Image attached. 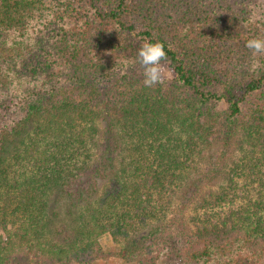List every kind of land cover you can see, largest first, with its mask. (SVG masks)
I'll return each mask as SVG.
<instances>
[{
    "label": "trees",
    "instance_id": "trees-1",
    "mask_svg": "<svg viewBox=\"0 0 264 264\" xmlns=\"http://www.w3.org/2000/svg\"><path fill=\"white\" fill-rule=\"evenodd\" d=\"M177 1L0 0V264H264V0Z\"/></svg>",
    "mask_w": 264,
    "mask_h": 264
},
{
    "label": "clouds",
    "instance_id": "clouds-1",
    "mask_svg": "<svg viewBox=\"0 0 264 264\" xmlns=\"http://www.w3.org/2000/svg\"><path fill=\"white\" fill-rule=\"evenodd\" d=\"M245 47L248 48L253 57L264 55V38L253 37L246 41ZM167 53L160 41L145 40L139 47L133 65L138 64L141 69L143 83L146 87H153L163 82L161 62L165 61ZM127 64V61L125 62ZM257 65L253 64L255 68Z\"/></svg>",
    "mask_w": 264,
    "mask_h": 264
},
{
    "label": "rangeland",
    "instance_id": "rangeland-1",
    "mask_svg": "<svg viewBox=\"0 0 264 264\" xmlns=\"http://www.w3.org/2000/svg\"><path fill=\"white\" fill-rule=\"evenodd\" d=\"M193 1L194 0H185V1L179 0V2L177 1L176 6H177V8L179 10H185L187 12V14H188L189 12L186 9V6H187L188 2L190 3V2H193ZM214 1L215 0H204L203 1V2H205L204 4H207L205 8H207L209 6L212 7L213 4H214L213 3ZM200 3H201V1L197 2V0H195V5H196L195 8H197V10H199V8L201 7V6H199ZM175 17L176 18H180V17H182V14H179L177 12V13H175ZM182 19L183 18H181L180 20H182ZM161 66H162L163 83L167 85L170 82H172L174 74H173L172 69L169 67L168 63L163 62V63H161ZM216 104H220V105H218L219 109H224L225 108L224 104H226V103L225 102H220V103H216ZM101 243H102L104 248H109V247L113 246L114 242L112 241V238H110L109 235H104V236L101 237ZM167 260L169 262H172V258L171 257L167 258ZM96 264H123V263H122L121 260L108 258V259H106L104 261L103 260L102 261H98V262H96Z\"/></svg>",
    "mask_w": 264,
    "mask_h": 264
}]
</instances>
